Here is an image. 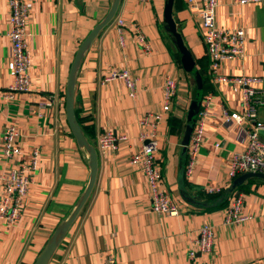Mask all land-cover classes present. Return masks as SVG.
Returning <instances> with one entry per match:
<instances>
[{"label": "crops", "instance_id": "crops-1", "mask_svg": "<svg viewBox=\"0 0 264 264\" xmlns=\"http://www.w3.org/2000/svg\"><path fill=\"white\" fill-rule=\"evenodd\" d=\"M166 0H120L116 14L85 52L77 73L75 116L98 153L93 189L47 264H102L113 254L117 264H189L188 249L197 230L210 224L215 245L209 255H198L208 264H264V179L247 178L225 205L207 207L206 187L227 188L232 153L244 149L243 128L222 123L221 107L241 111V90L212 80L197 11L188 0L173 1V18L185 46L204 70L205 92L212 103L203 124L201 143L190 174L182 165L181 138L191 100L193 79L177 60L176 49L163 28ZM199 0H194L198 2ZM29 9L27 49L31 55V89L4 95L12 84L10 41L7 36L8 2L0 0V173L24 161L34 148L40 152L33 183L13 224L0 222V264H33L57 225L72 211L86 187L89 166L65 113L69 69L81 41L106 14L111 0H26ZM123 21L121 32L116 20ZM218 27H242L244 54L219 67L226 76L256 75L264 89V2L239 4L218 0ZM150 45L146 51L137 35ZM126 70L135 79L129 96L120 78L103 81L110 70ZM176 82V93L164 109L165 77ZM203 97V96H202ZM51 98V105H46ZM50 99V100H51ZM160 113L156 158L163 186L178 208L174 216L151 210L143 173L130 156L143 141L139 120ZM264 123V105L258 109ZM15 124L22 155H2L3 134ZM104 129L126 135L115 151L101 152L97 137ZM264 141V129L260 131ZM186 161L183 165L185 168ZM234 195L242 198V214L252 218L225 223Z\"/></svg>", "mask_w": 264, "mask_h": 264}, {"label": "built area", "instance_id": "built-area-1", "mask_svg": "<svg viewBox=\"0 0 264 264\" xmlns=\"http://www.w3.org/2000/svg\"><path fill=\"white\" fill-rule=\"evenodd\" d=\"M143 2L145 0H138ZM9 16L7 36L10 41L11 75L12 84L4 95L10 96L11 92H28L31 89V55L27 49L26 37L28 36L29 9L26 0H7ZM197 11L202 29V39L209 58V73L213 81L228 83L241 90V111H228L221 107L222 123L230 128L246 125L243 128L242 142L244 149L234 152L229 162V177L236 178L246 172L264 173V141L260 138V131L264 129V123L258 118V109L264 105V89L261 86V78L256 75L226 76L220 74L219 67L226 60L241 58L244 54L245 31L242 27L224 28L215 23V9L218 0H188ZM264 2V0H238L239 4ZM117 30L121 32L123 21L116 20ZM137 38L146 51L150 45L145 42L142 34ZM113 78L123 80L129 96H134L135 79L126 70H110L103 81ZM176 93V82L169 76L165 77L163 86L164 109L170 105L172 97ZM48 98L46 105H51ZM212 103V93H206L200 99L199 111L196 115L193 129L186 146V166L184 173L192 172L198 149L203 142V124L208 109ZM162 116L160 113L147 112L139 124L145 130L140 138L143 141L141 147L131 154L130 163L139 169L148 185V198L151 210L158 214L174 216L178 208L170 198L163 186V178L156 158L159 148L157 126ZM126 139V135L114 129H104L97 137V148L107 153L115 151L118 143ZM2 155L9 159H17L22 155V149L18 142V131L15 124L9 123L3 134L1 147ZM40 152L32 149L23 161H16L0 173V222L13 224L20 216L24 199L29 193L33 183L34 173L37 169ZM223 188L219 186L206 187L207 194L218 193ZM251 215L242 214V198L234 195L226 211L225 223H240L251 219ZM215 245L214 231L210 224H203L197 230V236L193 245L188 249L189 264H208L198 261V255H209ZM102 264H117L115 256L108 254Z\"/></svg>", "mask_w": 264, "mask_h": 264}, {"label": "water", "instance_id": "water-1", "mask_svg": "<svg viewBox=\"0 0 264 264\" xmlns=\"http://www.w3.org/2000/svg\"><path fill=\"white\" fill-rule=\"evenodd\" d=\"M173 1L174 0H166L164 4L163 10V28L166 33L170 36L171 41L179 54V59L183 70L193 77V87L191 89V100L188 106L187 115H186V124L184 127V132L181 138V152L180 156L183 158L186 156V146L188 144L193 124L196 118V115L199 111L200 100L198 99L199 91L203 88V81L201 74L196 70L193 72V69L196 66L195 60L193 59L190 51L185 46L181 34L177 30L176 23L173 18ZM120 0H111L110 6L106 12V14L102 17L100 21H98L89 33L85 36V38L79 44V47L75 53L73 61L71 63L66 89H65V113L68 121V125L70 127L71 133L75 138V141L78 147L83 150L88 158V166H89V178L86 184V187L80 194L77 199L71 213L60 223L57 225L52 235L48 239L46 245L39 253L33 264H47L50 258L52 257L54 251L60 244L62 238L68 231L69 227L76 219L83 205L87 201L97 175L98 168V153L95 146L88 141L86 138L74 111V95H75V86L77 80V73L80 67V63L83 59L85 52L88 50L93 40L99 34V32L109 24L116 14V10L118 8ZM260 177L264 179V173L261 172H246L238 175L234 178L231 184L225 188L224 194L218 198V200L211 204V206H216L218 204L226 201L228 196L232 193V191L240 186L247 178L249 177ZM179 185L184 188V167L180 165V173H179Z\"/></svg>", "mask_w": 264, "mask_h": 264}, {"label": "trees", "instance_id": "trees-1", "mask_svg": "<svg viewBox=\"0 0 264 264\" xmlns=\"http://www.w3.org/2000/svg\"><path fill=\"white\" fill-rule=\"evenodd\" d=\"M175 53H176V56H177V60L180 62L179 54H178L177 50H176ZM196 70L201 74L202 81H203V88L199 91V94H198V99L200 100L201 97L204 95V92H205V85H204L205 84V77H204V70L201 67L200 68H197L195 66V68L193 69V72L196 71ZM189 75L193 79L192 75L191 74H189ZM185 161H186V156H184L182 158V165H184ZM224 190L225 189H222L220 192L214 193V194H207L206 201H205L206 202V206L210 208V207H220V206L225 205L227 203V201H228L229 196L232 193L228 196V198L226 199V201H224L223 203L218 204L216 206H211V204H214L218 200V198L224 194Z\"/></svg>", "mask_w": 264, "mask_h": 264}]
</instances>
